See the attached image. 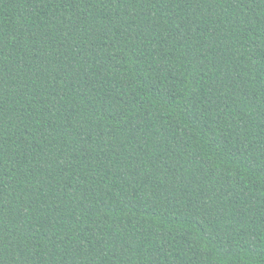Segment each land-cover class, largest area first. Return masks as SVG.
<instances>
[{"label": "trees", "instance_id": "1", "mask_svg": "<svg viewBox=\"0 0 264 264\" xmlns=\"http://www.w3.org/2000/svg\"><path fill=\"white\" fill-rule=\"evenodd\" d=\"M0 264H264V0H0Z\"/></svg>", "mask_w": 264, "mask_h": 264}]
</instances>
